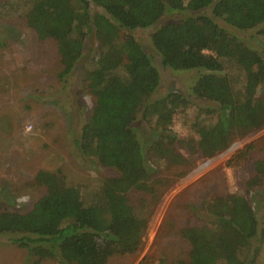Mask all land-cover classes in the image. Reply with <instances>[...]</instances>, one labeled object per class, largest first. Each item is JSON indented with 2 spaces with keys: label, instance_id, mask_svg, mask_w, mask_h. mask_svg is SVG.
<instances>
[{
  "label": "trees",
  "instance_id": "obj_1",
  "mask_svg": "<svg viewBox=\"0 0 264 264\" xmlns=\"http://www.w3.org/2000/svg\"><path fill=\"white\" fill-rule=\"evenodd\" d=\"M92 3L99 12L91 15ZM38 41L55 46L64 82L79 67L80 89L92 107L73 141L76 151L112 173L82 193L68 186L59 171L37 170L32 178L43 195L29 213L0 206V237L26 251L32 264H105L112 255L134 253L146 229L142 207L129 204L137 191L156 203L164 182L153 166L166 159L183 163L175 143L186 153L210 158L235 139L264 127V58L222 24L238 31L256 29L264 37V0H7ZM181 17L159 23L161 17ZM151 28L149 40L162 68L199 70L191 96L212 103L198 110L192 137L178 138L169 128L173 115L188 105L178 93L150 99L159 83L151 57L132 32ZM126 51V52H125ZM91 53V56H90ZM86 59L84 65L79 61ZM86 68V69H85ZM156 134L146 148L131 130L135 114ZM250 146L237 151L244 159ZM250 188L264 177V157L252 164ZM204 222L184 225L186 259L177 264H259L264 227L259 228L249 202L234 194L214 195L204 203ZM260 215L264 220V196ZM143 258L138 264H146Z\"/></svg>",
  "mask_w": 264,
  "mask_h": 264
},
{
  "label": "rangeland",
  "instance_id": "obj_2",
  "mask_svg": "<svg viewBox=\"0 0 264 264\" xmlns=\"http://www.w3.org/2000/svg\"><path fill=\"white\" fill-rule=\"evenodd\" d=\"M5 1L0 0V206L29 213L44 193L32 183L37 170L59 171L66 184L77 187L87 202L82 193L112 173L84 158L73 144L93 104L91 97L80 89L81 71L76 67L64 82H59L53 42L38 41L19 14H8L11 11L2 6ZM89 12L93 15L99 9L90 3ZM180 17L177 13L167 14L159 23ZM222 25L264 58V37L255 36L256 29L238 31ZM150 32L151 28L132 32L159 73L158 86L150 99L168 93H178L186 99L188 105L173 115L169 128L178 138L192 137L189 127L196 116L210 122L198 110L213 107L212 103L190 94L201 71L162 68L152 51ZM85 62L86 59L81 60L78 65ZM256 96L264 98V86L257 90ZM149 126L152 122L144 123L137 112L131 130L144 148L156 137ZM245 146H250L249 152L244 159L237 160L235 154ZM169 147L184 162L175 165L164 159L158 166L151 165L155 177L164 182L156 203L150 204L149 197L141 192L127 194L129 204L142 207L139 213L146 217V229L137 250L132 254L112 255L105 264H138L143 258H147L146 264H177L185 260L187 244L178 229L184 225H201L205 218L204 203L214 195L234 194L246 199L259 228L264 227L260 215L264 177L258 185L246 187L247 180L254 175L253 162L264 157V127L235 139L224 151L210 158L186 153L175 143ZM32 261L8 237H0V264H32ZM38 264L58 263L46 259ZM259 264H264V241Z\"/></svg>",
  "mask_w": 264,
  "mask_h": 264
},
{
  "label": "bare ground",
  "instance_id": "obj_3",
  "mask_svg": "<svg viewBox=\"0 0 264 264\" xmlns=\"http://www.w3.org/2000/svg\"><path fill=\"white\" fill-rule=\"evenodd\" d=\"M232 149V148H231Z\"/></svg>",
  "mask_w": 264,
  "mask_h": 264
}]
</instances>
